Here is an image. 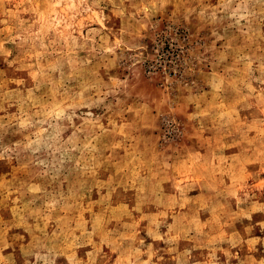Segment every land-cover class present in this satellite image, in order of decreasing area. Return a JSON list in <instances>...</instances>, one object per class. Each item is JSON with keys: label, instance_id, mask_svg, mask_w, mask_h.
I'll return each instance as SVG.
<instances>
[{"label": "rangeland", "instance_id": "374dc122", "mask_svg": "<svg viewBox=\"0 0 264 264\" xmlns=\"http://www.w3.org/2000/svg\"><path fill=\"white\" fill-rule=\"evenodd\" d=\"M0 264H264V0H0Z\"/></svg>", "mask_w": 264, "mask_h": 264}]
</instances>
